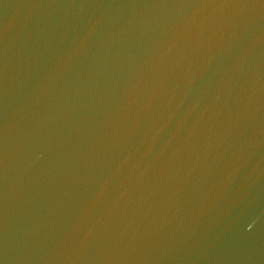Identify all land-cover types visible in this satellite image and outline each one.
<instances>
[{
    "label": "water",
    "instance_id": "95a60500",
    "mask_svg": "<svg viewBox=\"0 0 264 264\" xmlns=\"http://www.w3.org/2000/svg\"><path fill=\"white\" fill-rule=\"evenodd\" d=\"M0 264H264V0H0Z\"/></svg>",
    "mask_w": 264,
    "mask_h": 264
}]
</instances>
